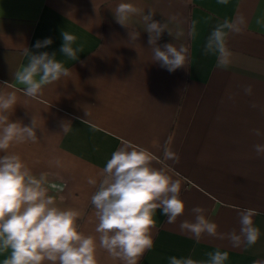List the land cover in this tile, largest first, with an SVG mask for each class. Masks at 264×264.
Here are the masks:
<instances>
[{
    "label": "crops",
    "instance_id": "1",
    "mask_svg": "<svg viewBox=\"0 0 264 264\" xmlns=\"http://www.w3.org/2000/svg\"><path fill=\"white\" fill-rule=\"evenodd\" d=\"M121 2L168 21L173 36L165 31L157 44L188 47L187 67L170 73L153 62L142 17H131L127 27L116 22ZM241 14L247 24L229 35L231 63L220 68L217 56L204 52L207 38L218 24ZM65 31L77 37V60L60 52ZM130 31L140 33L135 42ZM46 38L52 44L35 47ZM22 47L55 54L71 75L44 86L35 98L24 95L25 86L15 80L28 63ZM248 85L251 95L244 91ZM12 91L17 104L10 120L30 125L34 117L38 139L9 151L46 179L56 206L80 211L77 223L85 234L96 235L91 204L96 189L88 180L99 181L126 140L151 151L155 166L181 181L185 203L174 225L156 211L154 245L138 264H169L171 256L206 261L216 250L228 251L225 264L264 260V157L253 150L264 144V136L252 132H264V0H0V92ZM165 145L179 155V163L163 158ZM196 206L206 209L222 233L238 230V209L255 210L259 241L234 249L226 239L197 241L182 233L179 223L193 220ZM8 254L0 255V264ZM97 258L98 264H121L99 246Z\"/></svg>",
    "mask_w": 264,
    "mask_h": 264
},
{
    "label": "clouds",
    "instance_id": "2",
    "mask_svg": "<svg viewBox=\"0 0 264 264\" xmlns=\"http://www.w3.org/2000/svg\"><path fill=\"white\" fill-rule=\"evenodd\" d=\"M219 2L227 4L228 0ZM154 14L152 10L145 14L128 2L119 3L114 10L116 22L125 27L131 17H142L143 29L149 34L153 62H158L170 73L187 67L188 47L184 44L179 47L173 43L162 47L157 44L165 31L172 33L168 29V21H155ZM246 24L247 20L241 14L232 21L224 20L211 31L204 52L217 56L218 67L226 69L230 65L232 53L228 37L240 34ZM139 36L138 31L129 33L131 42ZM76 39L67 31L62 33L60 52L72 60L78 59L80 51L73 47ZM50 44L51 38H46L37 41L35 47ZM22 48L28 63L17 70L15 80L25 86L24 95L35 98L42 94L44 86L71 75L70 70L56 60L55 54H33ZM244 91L251 95L252 86H246ZM16 104L15 91L0 92V153H3L0 155V255L9 253L2 264H98V246L121 264H138L154 245L156 211L159 209L170 225L176 224L184 214L181 181L174 179L164 168L155 166L157 157L151 151L123 141L106 162L99 181L88 180L89 185L96 189L91 195L96 235L85 234L77 223L80 211L56 206L55 198L48 194L46 179L37 178L19 154L9 151L13 145L35 143L38 139L34 117L30 125L10 120ZM62 127L66 132L69 125ZM252 132L256 136H264L260 129ZM253 150L258 157H264V144L253 145ZM163 158L175 163L180 159L167 145L163 149ZM191 213L194 219L183 220L178 227L197 241L208 236L226 239L234 249H248L261 237L260 228L254 224L253 217L257 212L253 209H238L239 228L228 233L218 231V225L206 217L203 207H193ZM228 259V251L216 250L208 253L206 261L171 256L169 264H225ZM254 264H264V260H256Z\"/></svg>",
    "mask_w": 264,
    "mask_h": 264
}]
</instances>
